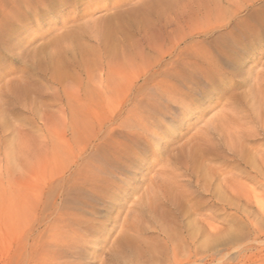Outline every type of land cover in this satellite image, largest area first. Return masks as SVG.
<instances>
[{"label": "rangeland", "instance_id": "374dc122", "mask_svg": "<svg viewBox=\"0 0 264 264\" xmlns=\"http://www.w3.org/2000/svg\"><path fill=\"white\" fill-rule=\"evenodd\" d=\"M205 77L202 105L160 104ZM259 83L264 0H0V264H264V135L246 161L193 143L236 104L261 125Z\"/></svg>", "mask_w": 264, "mask_h": 264}, {"label": "bare ground", "instance_id": "6f19581e", "mask_svg": "<svg viewBox=\"0 0 264 264\" xmlns=\"http://www.w3.org/2000/svg\"><path fill=\"white\" fill-rule=\"evenodd\" d=\"M228 25V24H227ZM169 31V30H168ZM172 31V30H171ZM101 32V31H100ZM168 33V32H167ZM175 34V33H174ZM188 34V33H187ZM179 35V34H178ZM166 36V35H165ZM183 36H185L184 34L182 35V37ZM190 36V35H189ZM103 37V36H102ZM171 39V38H170ZM172 39H174V38H172ZM176 40H178V39H176ZM176 40H174V41H176ZM183 41H185V40H183ZM171 42H172V40H171ZM181 43V39L179 40V41H176L175 43H173L172 45H170L169 46V48L168 49H163V45H162V43L160 44V43H155L153 46H152V48L151 49H153V51L158 55V56H160V57H162L161 59H164L163 57L166 55V53H169V54H173V52L174 51H177V50H175L176 49V47H178L179 46V44ZM168 46V45H167ZM150 49V50H151ZM143 52H145V51H143ZM143 52L140 54V57L139 58H141L142 60H144L143 59ZM153 52V53H154ZM182 52V51H181ZM192 53V52H191ZM179 54V53H178ZM187 54H190V53H188L187 52ZM183 55V54H182ZM194 55H196V54H194ZM192 56V55H191ZM166 57H168V55L166 56ZM178 57V56H177ZM185 57V56H184ZM187 57V56H186ZM200 57V56H199ZM199 57H194L195 59H202V55H201V57L199 58ZM156 58V57H155ZM192 58V57H191ZM190 58V59H191ZM178 59V58H177ZM205 59V57L203 56V59L202 60H204ZM141 60V61H142ZM209 60V59H208ZM160 61V60H159ZM182 61V60H181ZM189 61V60H188ZM136 62V61H135ZM177 62L178 63H180L179 62V60H177ZM183 62H186V60L185 61H183ZM199 62V61H198ZM210 62V61H209ZM203 63V62H202ZM201 63V64H202ZM131 64H132V62H131ZM142 64V63H141ZM158 64V63H157ZM190 64V63H189ZM204 64V63H203ZM125 65V64H124ZM176 65V64H175ZM209 65V64H208ZM129 66V65H128ZM143 66V65H142ZM187 66V65H186ZM188 66H190V65H188ZM187 66V67H188ZM201 66V65H200ZM200 66H198V63L196 64L195 62H192L191 63V75H189V76H193V73H195V75L197 76V73H201V71H204L203 70V68L204 67H207L208 69H214L215 67H213L212 66V64L210 63V67L209 66H203V68L202 67H200ZM218 66V65H217ZM140 67V66H139ZM138 67V68H139ZM206 68V69H207ZM122 69V68H121ZM185 69V68H184ZM129 70V69H128ZM176 71V70H175ZM183 71V70H182ZM214 71H216V70H214ZM119 72H121V71H119ZM178 72V71H177ZM185 72V71H184ZM217 73H218V70L216 71ZM215 72V73H216ZM121 73H123V75H121V76H125V75H127V78L125 79V80H128V74H126V73H124V71L123 72H121ZM179 73V72H178ZM188 74V72H185V74ZM207 73V72H206ZM120 74V73H119ZM182 74V73H181ZM181 74H179V75H181ZM211 74V73H210ZM209 74V75H210ZM183 75V74H182ZM212 75V74H211ZM220 75V74H219ZM120 76V77H121ZM177 76H178V74H177ZM184 76H186V75H184ZM218 76V75H217ZM183 77V76H182ZM219 77V76H218ZM122 78H125V77H122ZM181 78V77H180ZM184 78V77H183ZM189 78V77H188ZM193 78V77H192ZM200 78V77H199ZM215 78V77H214ZM213 78V79H214ZM119 79V78H118ZM130 79V78H129ZM166 79V78H165ZM191 79V78H190ZM194 80H195V78H193ZM193 79H191V81L193 80ZM217 79H215V80H212V77L211 78H209V77H205V85H203L202 86V84H204V83H197V84H191L190 82V84H191V86H189L188 84V86H187V90L186 91H184V90H181V89H179L178 87H176V86H178V85H174V84H169V83H167V84H165L164 82H160V83H157L156 85V88H157V90H159L160 89V91H158V92H156V93H159V96L161 97V98H163V101H164V103H160V104H163L164 105V107H165V103H168V105H171L172 104V106L173 105H175V106H178V107H180L179 109L181 110L182 109V111H183V113H185V112H187V111H189V110H192V109H194V107H196L197 108V106H200V105H202V101L205 99V97L206 96H209L210 94H213L214 95V92H215V90L219 87V84L218 83H220L218 80L216 81ZM122 82H120L119 81V83H123L124 85L123 86H125V85H127L128 83H126V82H123L124 81V79L123 80H121ZM181 81V80H180ZM186 81V80H185ZM129 82V81H128ZM178 82V81H177ZM195 82V81H194ZM184 83V82H183ZM131 84V83H130ZM222 84V83H221ZM129 85V84H128ZM128 85H127V87H128ZM122 86V85H121ZM122 86V87H123ZM186 86V85H185ZM263 85H262V83H259V85H258V87H259V89H260V91L258 92V101H260L261 103H262V105H264V90H263V87H262ZM109 88V87H108ZM124 88H126V87H124ZM113 93V92H112ZM153 94V93H152ZM112 95V94H111ZM149 95V94H148ZM197 95H202V99H197L195 102H193V101H191V99L190 98H193L194 96H197ZM104 96V95H103ZM106 96V95H105ZM205 96V97H204ZM127 98V97H126ZM254 99V101H256V97H253ZM260 99V100H259ZM148 100V99H147ZM149 100H150V98H149ZM156 100V99H155ZM155 100L153 99V102L152 103H154L155 102ZM160 100V99H159ZM166 100V101H165ZM193 100V99H192ZM161 101V100H160ZM162 101V102H163ZM156 102H158L159 103V101L158 100H156ZM155 102V103H156ZM253 102V101H252ZM154 103V104H155ZM127 104V103H126ZM151 104V103H150ZM156 105V104H155ZM158 105V104H157ZM162 105V106H163ZM167 105V106H168ZM236 105H238V104H236ZM234 106V107H228L226 110H224V111H222V112H220V113H218V114H216V115H214L212 118H210L207 122H206V124H205V126L203 127V128H205V129H200V130H198L197 131V133L195 134V135H197V136H195L194 138V141H196V142H198V143H195L193 140V143L194 144H198V147L200 146H203L204 147V145L207 147V145L208 146H210V145H216V143H214V141L215 140H218L219 138H220V140H222V137H223V140L225 139V137H226V141L225 142H227L226 144H228L227 146H226V144L225 145H223V147L224 146H226L227 148H228V150L229 151H231L235 156H236V158H243V154H244V152L246 151V153L247 152H249V150H250V148H252V147H250L251 145H250V140H252V139H254V138H257L259 135H264V117H262V119H261V125H259V126H255L254 125V121H250V120H248V119H250V117H254L253 115L252 116H247V115H244L243 116V114H242V112L237 108L238 106ZM117 106V105H116ZM115 106V107H116ZM166 106V107H167ZM174 106V107H175ZM241 106V105H240ZM160 107V108H159ZM159 107H158V109H161V105H159ZM163 107V108H164ZM173 107V108H174ZM177 107V108H178ZM227 107V106H226ZM254 107H255V105H254ZM241 108V107H240ZM134 109V108H133ZM138 109H140V108H137V109H134V110H136L137 111V113H138ZM168 109H169V107H168ZM214 109V108H213ZM243 109V108H242ZM254 109H256V108H254ZM164 110V109H163ZM172 110V109H171ZM89 111V110H88ZM144 111V110H143ZM151 111H152V109H151ZM166 111V110H165ZM168 111V110H167ZM93 112V111H92ZM131 112H132V114H133V112H135V111H132L131 110ZM131 112L130 113H128L127 112V114H131ZM142 112V110L139 112V113H141ZM144 112H146V111H144ZM154 112H155V110H154ZM170 112V111H169ZM252 112V111H251ZM251 112H249V113H251ZM89 113V112H88ZM136 113V112H135ZM134 113V114H135ZM136 113V114H137ZM143 113V112H142ZM141 113V114H142ZM150 113V110H149V112H148V114ZM160 113H161V111H160ZM162 113H163V111H162ZM93 114V113H92ZM127 115V116H134V115ZM152 114H154V113H152ZM157 114H159V113H157ZM90 116H91V114H89ZM162 115V114H161ZM164 115V114H163ZM82 116V115H81ZM113 116V115H112ZM137 116V115H136ZM135 116V117H136ZM145 116V115H144ZM157 115H155V117H156ZM87 117V116H86ZM126 117V116H125ZM124 117V118H125ZM181 117V116H180ZM88 118V117H87ZM143 118V117H142ZM142 118H140V119H142ZM145 118H147V117H145ZM186 118V117H185ZM254 118H256V117H254ZM74 119H76V118H74ZM93 119V118H92ZM107 119V118H106ZM118 119H121V118H118ZM117 119V120H118ZM125 119H127V117L125 118ZM125 119H121V121L122 120H125ZM137 119V118H136ZM154 119V118H153ZM156 119V118H155ZM253 119V118H252ZM257 119V118H256ZM256 119H253V120H255L256 121ZM89 119H87V121H88ZM134 120V119H133ZM137 120H139V119H137ZM137 120H136V122H137ZM127 121H129V120H127ZM135 121V120H134ZM147 122L149 121V120H146ZM151 121H153V120H151ZM151 121H149V122H151ZM183 121V120H182ZM73 122V121H72ZM74 122H75V120H74ZM78 122V121H77ZM80 122V121H79ZM90 121H88L87 123H89ZM130 122V121H129ZM147 122H145V124L143 123V120L141 121V122H139V126H141L142 128H145V127H150L149 126V122L147 123ZM257 122V121H256ZM82 123V122H81ZM80 123V124H81ZM119 123H121V122H119ZM131 123V122H130ZM154 123V122H153ZM152 123V125H154ZM217 123H219L218 125H221L220 126V128L217 126ZM73 124V123H72ZM86 124V123H85ZM89 124H92V122L91 123H89ZM89 124H87V127H88V125ZM123 124V123H122ZM125 124V123H124ZM123 124V125H124ZM127 124V123H126ZM75 125V124H74ZM73 125V126H74ZM144 125H146L145 127H144ZM82 126V125H81ZM119 126V125H118ZM121 126V125H120ZM90 128H91V126H89ZM132 127V125L130 126V128ZM154 127H155V125H154ZM153 127V128H154ZM158 127V126H157ZM75 128H76V126H75ZM84 125H83V130H84ZM125 128V127H124ZM201 128V127H200ZM151 129H152V127H151ZM151 129H149V131L148 132H150L151 131ZM155 129H157V128H155ZM155 129H152L153 131L152 132H156V131H154ZM210 129V130H209ZM76 130H77V128H76ZM88 130V129H87ZM109 130H111V129H109ZM131 130V129H130ZM136 130L138 131V128H136ZM135 130V132H137ZM139 130H141L140 128H139ZM148 130V129H147ZM158 130V129H157ZM211 130L214 132V133H211L210 134V132H211ZM80 132H81V130H79ZM88 131H90V130H88ZM88 131H86V132H88ZM76 132V131H75ZM83 132V131H82ZM94 134H95V132L94 131H92ZM131 132V131H130ZM141 132V131H140ZM142 132H143V130H142ZM145 132V131H144ZM147 132V133H148ZM151 132V133H152ZM76 133H78V131L76 132ZM76 133H75V135H76ZM146 133V134H147ZM165 133V132H164ZM217 133V134H216ZM74 134V133H73ZM138 134H140V133H138ZM149 134V133H148ZM159 134V133H158ZM78 135V134H77ZM131 135V134H130ZM150 135V134H149ZM152 135H156V133H154V134H152ZM215 135H217L216 137H219L218 139H216V138H214V136ZM139 136V135H138ZM85 137H87L86 135H85ZM132 137V136H131ZM152 137V136H151ZM150 137V138H151ZM154 137V136H153ZM155 137H157V136H155ZM96 138V137H95ZM144 138V137H143ZM149 138V137H148ZM141 139V138H140ZM145 139V138H144ZM154 139V138H153ZM215 139V140H214ZM152 140V139H151ZM219 140V142H221ZM157 142V141H156ZM215 142H217V141H215ZM219 142H217V143H219ZM223 142V141H222ZM225 142H223V143H225ZM229 142V143H228ZM151 144V143H150ZM203 144V145H202ZM220 144V143H219ZM191 146H193V145H191ZM191 146H190V148H191ZM221 146V145H220ZM188 147H189V145H188ZM194 148H195V146H193ZM198 147H196V148H198ZM206 147H204L205 149H206ZM213 147V146H212ZM216 147V146H215ZM194 148H192V149H194ZM208 148V147H207ZM188 149V148H187ZM192 149L190 150V153L192 152ZM199 149V148H198ZM197 149V150H198ZM201 149V148H200ZM199 149V150H200ZM196 150V151H197ZM213 150V149H212ZM255 150H256V148H255ZM194 151V150H193ZM198 152V151H197ZM197 152H196V154H197ZM200 152V151H199ZM188 153V152H187ZM190 153H188L189 154V156H190ZM194 153V152H193ZM193 153H191V155L193 154ZM221 153V152H220ZM252 153H254V152H252ZM251 153V150H250V154H252ZM256 153H258L259 154V152H256ZM61 154V153H60ZM123 154V153H122ZM172 154V153H171ZM262 154H264L263 152H262ZM257 155V154H256ZM108 156V155H107ZM210 156V155H209ZM214 156V155H213ZM245 157H246V155L244 156V159H242L243 161L245 160L246 161V159H245ZM250 157V156H249ZM252 157V156H251ZM259 158H260V162L261 161H263V162H261V163H264V157H263V159H261V155L260 156H258ZM240 159V160H241ZM241 160V161H242ZM249 160V159H248ZM103 161V160H102ZM259 161V160H258ZM249 163H250V161H249ZM120 164V163H119ZM262 167H263V165L264 164H260ZM104 167V166H103ZM100 169V168H99ZM213 169V168H212ZM102 170V169H101ZM209 170V169H208ZM106 171V170H105ZM103 173V172H102ZM105 173V172H104ZM208 176V175H207ZM211 176V175H210ZM209 176V177H210ZM260 175H258V177H259ZM214 177V176H213ZM260 177H262V176H260ZM211 178H212V176H211ZM224 178V177H223ZM100 179V178H99ZM228 179H230V178H228ZM232 179V178H231ZM261 179V178H260ZM236 180V179H235ZM264 180V179H263ZM225 181V180H224ZM236 182V181H235ZM257 183L259 182V181H256ZM83 183V182H82ZM233 183V182H232ZM240 183V182H239ZM260 183V182H259ZM235 184V183H234ZM238 184V183H237ZM83 185V184H82ZM257 185V184H256ZM260 185V184H259ZM207 186V185H206ZM234 186V185H233ZM232 186V187H233ZM240 186V188H243V186L241 185V184H238V187ZM264 185H262L261 187H263ZM232 187H230L231 188V190L233 189ZM260 187V188H261ZM88 188V187H87ZM234 190V189H233ZM234 191H237V189H235ZM157 193V192H156ZM238 193H240V192H238ZM161 194V193H160ZM242 194V193H241ZM162 195V194H161ZM161 195H158V196H161ZM147 196H149V194L147 195ZM152 198V197H151ZM160 198V197H159ZM147 199H149V197H147ZM147 199H146V201H147ZM163 199H165V198H163ZM246 199H248V198H246ZM157 201V200H156ZM173 201V200H172ZM247 201H249V200H247ZM166 202V201H165ZM168 203H170L169 201H168ZM152 204H155V202L153 203L152 202ZM141 205V204H140ZM156 205V204H155ZM144 207V206H143ZM148 209V208H147ZM149 211V210H148ZM150 213V212H149ZM136 214V213H135ZM154 216H155V214H154ZM157 219V218H156ZM159 219V218H158ZM137 226V225H136ZM162 226H164V225H162ZM173 227V226H172ZM131 228V227H130ZM170 228V227H169ZM127 229H128V227H127ZM211 229H213V228H211ZM139 234V233H138ZM173 238V237H172ZM170 240H171V238H169ZM182 243V242H181ZM155 250V249H154ZM156 251V250H155ZM168 255V254H167ZM157 259V258H156Z\"/></svg>", "mask_w": 264, "mask_h": 264}]
</instances>
